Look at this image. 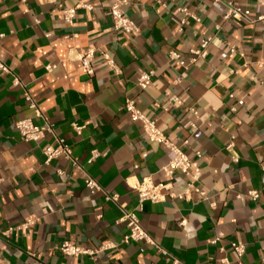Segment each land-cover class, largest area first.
<instances>
[{"label": "crops", "instance_id": "0c3cea01", "mask_svg": "<svg viewBox=\"0 0 264 264\" xmlns=\"http://www.w3.org/2000/svg\"><path fill=\"white\" fill-rule=\"evenodd\" d=\"M262 1L127 0L124 9L140 31L125 33L114 28L112 0H0V33L6 34L0 58L21 80L15 84L0 73V264H220L224 256L231 264H264V22L224 19L229 2L256 18L264 12ZM82 3L93 8H78L68 24L64 9ZM181 7L198 19L183 24ZM209 35L214 39L205 59L188 68L170 60L171 50L188 59ZM89 48L96 49L94 75L79 60ZM102 52L114 58L117 71ZM144 71H154L146 90L138 85ZM27 93L84 169L64 157L45 163L53 135L40 143L21 137L16 121L34 116ZM126 99L201 167L192 188L205 195H167L146 201L139 213L161 251L122 242L128 232L119 221L123 209L140 203L134 185L147 177L165 181L163 168L174 157L133 121ZM73 123L85 126L80 134ZM93 150L100 155L88 163ZM88 175L104 191L92 193ZM188 181L177 172L172 191L181 193ZM253 189L260 192L257 200L248 195ZM106 193L117 194V203ZM66 240L97 252L65 255ZM233 241L246 244L242 258ZM108 243L113 246L104 249Z\"/></svg>", "mask_w": 264, "mask_h": 264}, {"label": "built area", "instance_id": "2783aa9c", "mask_svg": "<svg viewBox=\"0 0 264 264\" xmlns=\"http://www.w3.org/2000/svg\"><path fill=\"white\" fill-rule=\"evenodd\" d=\"M127 3V0H112L110 11L113 19V25L116 30L123 31L125 33H137L140 31V28L124 9ZM262 5L264 7V0L262 1ZM83 7L89 9L93 8L88 3H82L74 7L64 9L63 14L65 21L68 24H73L77 9ZM178 10L185 15L182 20L183 24L187 22L189 17L198 19V17L194 13H191L187 7H181ZM230 18L236 20H244L249 23L264 22V12L258 17L253 18L251 16L250 9L242 8L236 5L234 2H229L228 10L224 15V19ZM216 28L219 30L220 26ZM5 36V33H0L1 38H4ZM213 39L214 35H209L208 37L203 38L198 47L193 48L189 51L188 59L184 58V56L180 52L171 50L169 52L170 60L178 65L188 68L189 66L197 63L201 59H205L208 56L209 46L213 42ZM102 56L106 61L108 67L114 69L115 71L118 70V66L114 58L110 54L102 52ZM95 57V48H89L85 52L79 54V60L82 63V68L88 75L95 74ZM261 62L262 63H260L259 65L264 66V60ZM55 67V65L48 64L46 65V70L51 72ZM0 73L12 75L14 77L15 84L21 83L20 78L14 73L12 68L1 58ZM153 76L154 71H144L139 75L138 85L142 90H146L150 87ZM230 96L233 97V95ZM25 98L28 107L33 110L34 116L23 117L16 121L15 125L21 137L26 141L40 143L47 137L48 134L53 135L56 139V142L54 144L47 145L43 150L45 163L49 164L53 159L64 157L70 160L72 165H74L75 167L84 169V166L81 164V162H79V160L74 157L71 146L66 142L64 138L57 135L56 124L54 122L44 120V114L38 101L30 93H27ZM175 103L181 104L182 102L179 98H176ZM240 103L242 104L243 101H240ZM124 109L131 114L133 121H140L142 123L145 134L151 141L166 145L174 153L173 159L163 168L165 181L156 184L153 182L151 177H147L142 181H138L134 185V188L139 193L140 203L138 207L130 211L123 209V215L119 218V221H125L128 227V232L122 239L123 243L145 242L157 246V243L155 242L153 237L143 227L141 219L139 217V213L143 210L144 203L146 201L155 203L165 201L167 195H170L172 197L186 198L189 197L193 191L201 195H205V192H203L200 188H192L194 183H196L200 179L201 167L197 161L193 160L187 153H185L178 145L171 141L169 137H167L162 132L157 124L156 119L145 114L137 107L134 99H126L124 103ZM231 109L232 111H236V107H232ZM36 119H43V122L37 123ZM192 126H194V124H192ZM84 127V125L73 123V128L78 134L82 132ZM185 143L188 144V140H186ZM99 155L100 152L98 150H93L88 159V163L93 162ZM177 172H180L189 178L186 188L181 193H175L172 191L175 182V175ZM85 184L92 193L104 191L102 185L91 175H88L86 177ZM105 195L106 200L117 203V194L106 193ZM248 195L253 200H257L260 198V192L255 189L250 190L248 192ZM238 197H240V195ZM221 237L222 235L217 236L213 242H218ZM112 246V244L108 243L104 246V249L111 248ZM157 247L160 251L162 250L159 246ZM231 247L238 258H242L244 256L246 252V244L243 241H233L231 242ZM60 249L65 255L70 256L95 255V253L97 252L87 249L69 240L64 241ZM162 252L166 254L164 250ZM220 264H231V261L228 257L224 256L220 259Z\"/></svg>", "mask_w": 264, "mask_h": 264}]
</instances>
